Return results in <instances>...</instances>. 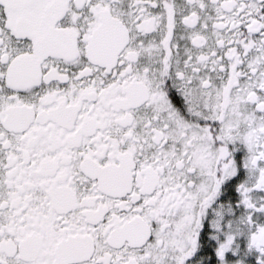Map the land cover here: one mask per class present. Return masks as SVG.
I'll return each mask as SVG.
<instances>
[{
	"label": "snow or ice",
	"instance_id": "snow-or-ice-1",
	"mask_svg": "<svg viewBox=\"0 0 264 264\" xmlns=\"http://www.w3.org/2000/svg\"><path fill=\"white\" fill-rule=\"evenodd\" d=\"M0 264H264V0H0Z\"/></svg>",
	"mask_w": 264,
	"mask_h": 264
}]
</instances>
